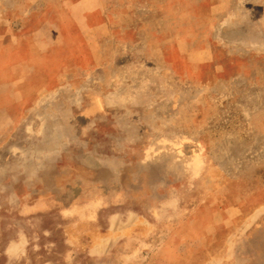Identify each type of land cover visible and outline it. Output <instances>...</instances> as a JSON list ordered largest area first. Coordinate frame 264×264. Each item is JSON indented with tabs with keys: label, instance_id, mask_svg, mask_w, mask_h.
<instances>
[{
	"label": "rangeland",
	"instance_id": "374dc122",
	"mask_svg": "<svg viewBox=\"0 0 264 264\" xmlns=\"http://www.w3.org/2000/svg\"><path fill=\"white\" fill-rule=\"evenodd\" d=\"M181 134L214 147L168 221L64 202ZM0 264H264V0H0Z\"/></svg>",
	"mask_w": 264,
	"mask_h": 264
},
{
	"label": "crops",
	"instance_id": "0c3cea01",
	"mask_svg": "<svg viewBox=\"0 0 264 264\" xmlns=\"http://www.w3.org/2000/svg\"><path fill=\"white\" fill-rule=\"evenodd\" d=\"M71 23L70 28H76ZM56 36V37H55ZM58 36V37H57ZM62 36V38H60ZM57 43L63 40L62 31L53 33ZM68 37L65 41L67 42ZM64 41V42H65ZM202 139V140H201ZM201 135H178L174 138H158L150 142L144 150L143 158L137 166H112L111 177L104 173L105 167L85 166L79 170V184L72 185L65 201L75 206H85L92 210L94 218L87 220H108L111 215L123 210L131 211L138 205L148 219L164 220L179 214L182 205L180 188L169 183L172 175L192 176L201 172L207 153L214 147L203 141ZM135 167V168H134ZM110 168V167H108ZM76 182V181H74ZM130 200V204H126ZM84 213V212H83ZM143 214V212H141ZM116 218L112 216V219ZM141 216L131 218L128 228H143L138 222ZM146 243L137 233L129 234L123 252L129 257L144 253Z\"/></svg>",
	"mask_w": 264,
	"mask_h": 264
}]
</instances>
